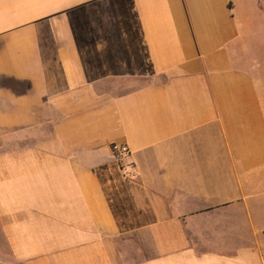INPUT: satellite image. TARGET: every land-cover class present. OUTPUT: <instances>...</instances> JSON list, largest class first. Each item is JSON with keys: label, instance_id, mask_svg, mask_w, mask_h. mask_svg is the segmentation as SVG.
Wrapping results in <instances>:
<instances>
[{"label": "crops", "instance_id": "obj_1", "mask_svg": "<svg viewBox=\"0 0 264 264\" xmlns=\"http://www.w3.org/2000/svg\"><path fill=\"white\" fill-rule=\"evenodd\" d=\"M262 54L264 0H0V264H264Z\"/></svg>", "mask_w": 264, "mask_h": 264}, {"label": "built area", "instance_id": "obj_2", "mask_svg": "<svg viewBox=\"0 0 264 264\" xmlns=\"http://www.w3.org/2000/svg\"><path fill=\"white\" fill-rule=\"evenodd\" d=\"M113 149L115 150L116 154L122 157H128L131 153V149L127 143H114ZM127 174L133 176L134 175L133 168L128 170Z\"/></svg>", "mask_w": 264, "mask_h": 264}, {"label": "rangeland", "instance_id": "obj_3", "mask_svg": "<svg viewBox=\"0 0 264 264\" xmlns=\"http://www.w3.org/2000/svg\"><path fill=\"white\" fill-rule=\"evenodd\" d=\"M263 55V56H262ZM262 55H260L261 56V58H264V54H262ZM123 87L121 88V89H124V88H126V87H128V86H131V85H133V84H135L134 82H132L131 80H124L123 81Z\"/></svg>", "mask_w": 264, "mask_h": 264}]
</instances>
